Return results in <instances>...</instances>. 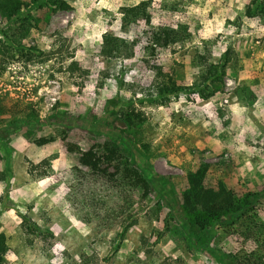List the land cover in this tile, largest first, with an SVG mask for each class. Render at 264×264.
Returning a JSON list of instances; mask_svg holds the SVG:
<instances>
[{
	"label": "rangeland",
	"instance_id": "rangeland-1",
	"mask_svg": "<svg viewBox=\"0 0 264 264\" xmlns=\"http://www.w3.org/2000/svg\"><path fill=\"white\" fill-rule=\"evenodd\" d=\"M21 1L29 19L10 25L0 13V39L3 30L51 58L0 65L4 264H233L229 254L253 250L221 222L189 225L180 206L200 167L206 187L264 195V0H148L149 23L123 17L143 0ZM159 27L184 38L153 48ZM109 33L131 58L102 55ZM169 80L192 90L158 104ZM211 82L216 93L203 97ZM108 110L126 152L104 127ZM137 166L158 180L148 195ZM253 204L264 223V198Z\"/></svg>",
	"mask_w": 264,
	"mask_h": 264
},
{
	"label": "trees",
	"instance_id": "trees-1",
	"mask_svg": "<svg viewBox=\"0 0 264 264\" xmlns=\"http://www.w3.org/2000/svg\"><path fill=\"white\" fill-rule=\"evenodd\" d=\"M57 6L61 10H68L70 5L65 0H32V5L40 2H48ZM148 0H143L134 6H125L122 8L123 17L125 20L129 18H141L146 22H150L148 12ZM28 4L21 0H0V13L6 18L7 22L12 25L25 18L29 19V12L25 9ZM258 8V3H254L249 7L247 15L254 14ZM3 38L0 39V65H6L11 61H34L50 59L51 53L45 52L37 47L26 46L21 41L9 35L5 31H1ZM183 32L180 29L170 27H159L152 33L150 45L156 47H168L172 44L183 40ZM123 46L121 38L113 34H105L102 44V55L112 57L115 55H123L126 58H131L132 54L122 53ZM72 67H78L77 62L71 63ZM224 67V66H221ZM222 70H216L212 76L217 75ZM213 83L205 84L200 87L199 93L203 97H210L216 93V89L207 92ZM192 90V89H191ZM190 89L182 88L176 85L175 82H161L155 92L154 100L158 104H162L165 98L173 94L183 92L189 93ZM169 99V98H168ZM110 110L106 111L102 122L107 133H109L114 143H117L120 152H126L128 146L126 140L123 139L124 134L113 126L110 121L113 119ZM127 139V138H126ZM53 141L51 138H41L36 141L38 145H45ZM120 144V145H119ZM48 160L45 161L48 164ZM207 169L200 167L195 172L188 174V186L183 193V201L181 204L180 213L184 216L189 225H193L200 231L208 230L214 222H221L226 228H236L244 241L252 240L255 248L251 251H243L237 254H229L233 264H264V223L257 222L250 215L253 203L258 202L264 195L247 194L242 198L237 197L233 191L225 185L220 184L217 188L206 187L204 184L205 174ZM131 175L134 183L144 190V194L157 188L159 185L157 178L153 175L148 176L141 172L140 167L131 170ZM158 183V184H157ZM157 184V185H156ZM7 240L4 234H0V264H4V256L7 252Z\"/></svg>",
	"mask_w": 264,
	"mask_h": 264
}]
</instances>
